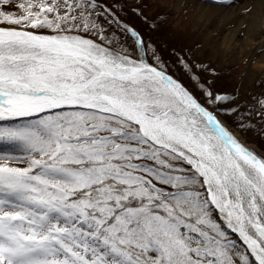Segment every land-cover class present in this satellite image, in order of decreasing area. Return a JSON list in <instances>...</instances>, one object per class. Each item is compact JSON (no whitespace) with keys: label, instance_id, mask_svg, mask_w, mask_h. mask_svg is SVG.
Returning a JSON list of instances; mask_svg holds the SVG:
<instances>
[{"label":"snow or ice","instance_id":"1","mask_svg":"<svg viewBox=\"0 0 264 264\" xmlns=\"http://www.w3.org/2000/svg\"><path fill=\"white\" fill-rule=\"evenodd\" d=\"M127 4L0 0V264H264L255 106Z\"/></svg>","mask_w":264,"mask_h":264},{"label":"rangeland","instance_id":"2","mask_svg":"<svg viewBox=\"0 0 264 264\" xmlns=\"http://www.w3.org/2000/svg\"><path fill=\"white\" fill-rule=\"evenodd\" d=\"M208 3L222 5L216 0H128L126 15L121 19H126L156 45L165 60H174L171 53L176 51L214 71V76L209 73L200 75L213 79L218 91L233 96L240 112H246L254 105L255 108L245 117L253 127L237 134L258 154L264 153V107L258 104L264 97V74L260 68L252 67L253 59L248 53L233 44H222V33L214 23L197 19L196 12ZM131 8L139 9L146 19L129 11ZM173 69L187 87H194L179 66L174 65ZM221 119L231 129L236 128L234 116Z\"/></svg>","mask_w":264,"mask_h":264},{"label":"bare ground","instance_id":"3","mask_svg":"<svg viewBox=\"0 0 264 264\" xmlns=\"http://www.w3.org/2000/svg\"><path fill=\"white\" fill-rule=\"evenodd\" d=\"M216 1L222 5L203 4L196 12L197 19L214 23L222 33V44L241 48L253 59L252 67L264 74V0Z\"/></svg>","mask_w":264,"mask_h":264}]
</instances>
